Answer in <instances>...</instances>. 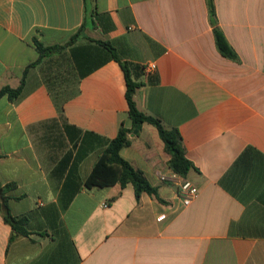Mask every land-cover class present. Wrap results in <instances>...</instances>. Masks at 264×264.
<instances>
[{"label":"crops","instance_id":"0c3cea01","mask_svg":"<svg viewBox=\"0 0 264 264\" xmlns=\"http://www.w3.org/2000/svg\"><path fill=\"white\" fill-rule=\"evenodd\" d=\"M214 5L239 61L218 50L207 0H0V90L25 76L15 101L0 98V182L14 184L10 211L29 232L0 213V264H264V0ZM86 12L114 29L87 27L31 66L35 40L66 44ZM97 41L142 84L138 108L181 133L200 190L191 205L147 123L121 155L161 200L131 183L85 186L105 149L95 135L132 128L125 73Z\"/></svg>","mask_w":264,"mask_h":264},{"label":"trees","instance_id":"16d2710c","mask_svg":"<svg viewBox=\"0 0 264 264\" xmlns=\"http://www.w3.org/2000/svg\"><path fill=\"white\" fill-rule=\"evenodd\" d=\"M207 4L210 13V20L214 27V36L218 50L226 58L239 61L238 54L228 42L223 31L217 25L214 0H207ZM97 23L105 32L111 31L115 27L108 15L97 14L94 12L88 14L86 12L82 26L66 44L45 46L43 43L35 40L39 57L31 66L37 65L44 57L58 53L65 47L73 44L77 38L84 34V31L87 27L95 26ZM97 42L104 46L111 53L112 58L120 64L125 73L127 85L126 100L129 107V116L132 120V128L128 129L122 124L117 136L111 140L93 134L99 139L100 144L105 146V149L94 165L91 173L86 178L85 186L87 188H106L120 184L121 187H125L127 184L131 183L135 188L137 198H139L141 194L147 193L149 195L156 196L159 200H161L158 196L157 187L153 186L149 182L142 171L135 169L130 162L123 158L121 151L124 148L130 146V136L136 130H138L139 127L145 123L150 124L157 129L159 136L165 145V151L170 156L168 162L169 167L175 173L185 177L193 168V164L186 156V149L182 135L178 129L167 128L158 118L148 115L138 108L135 95L142 84L132 79L129 64L122 61L116 49L110 42ZM26 72L27 70L25 71V74ZM24 83L25 76L23 77L21 85L18 88L13 89L9 86L3 87L0 90V98L4 95H7L10 100L15 101L21 94ZM13 187L14 184L4 185L2 182H0V213L3 215L5 222L8 223L14 231L18 232L20 235L28 236L29 232L26 229L27 219L25 217H16L10 211V197L7 196V193Z\"/></svg>","mask_w":264,"mask_h":264},{"label":"built area","instance_id":"2783aa9c","mask_svg":"<svg viewBox=\"0 0 264 264\" xmlns=\"http://www.w3.org/2000/svg\"><path fill=\"white\" fill-rule=\"evenodd\" d=\"M144 68L147 72L153 73L157 66L155 63H149ZM161 179L166 180L167 178L162 176ZM172 179L178 185V194L185 206L191 205L200 196L199 188L188 178L173 172ZM108 206V204H104V207Z\"/></svg>","mask_w":264,"mask_h":264},{"label":"water","instance_id":"95a60500","mask_svg":"<svg viewBox=\"0 0 264 264\" xmlns=\"http://www.w3.org/2000/svg\"><path fill=\"white\" fill-rule=\"evenodd\" d=\"M139 129H140V127H139ZM139 129H138V130H139ZM138 130H136V131H135V133H137V132H138Z\"/></svg>","mask_w":264,"mask_h":264}]
</instances>
